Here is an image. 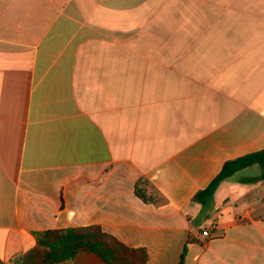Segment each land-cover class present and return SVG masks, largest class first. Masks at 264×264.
<instances>
[{
  "label": "crops",
  "instance_id": "crops-1",
  "mask_svg": "<svg viewBox=\"0 0 264 264\" xmlns=\"http://www.w3.org/2000/svg\"><path fill=\"white\" fill-rule=\"evenodd\" d=\"M262 149L264 0H0V261L99 226L147 264H264L257 165L192 202Z\"/></svg>",
  "mask_w": 264,
  "mask_h": 264
},
{
  "label": "trees",
  "instance_id": "trees-1",
  "mask_svg": "<svg viewBox=\"0 0 264 264\" xmlns=\"http://www.w3.org/2000/svg\"><path fill=\"white\" fill-rule=\"evenodd\" d=\"M254 165L260 168V176L255 180H264V149L226 161L218 175L194 196L192 202L207 206L224 180ZM143 183L149 184L148 181ZM135 195L146 203H155L158 197L148 193L139 183ZM34 236L36 244L32 249L16 255L8 263L0 261V264H55L85 252L96 254L105 264H147L148 260L144 249L125 246L99 226L47 230L36 232ZM183 259L184 256L179 264H183Z\"/></svg>",
  "mask_w": 264,
  "mask_h": 264
},
{
  "label": "built area",
  "instance_id": "built-area-1",
  "mask_svg": "<svg viewBox=\"0 0 264 264\" xmlns=\"http://www.w3.org/2000/svg\"><path fill=\"white\" fill-rule=\"evenodd\" d=\"M203 235H204L205 237H208V236H209V232H208V231H204V232H203Z\"/></svg>",
  "mask_w": 264,
  "mask_h": 264
},
{
  "label": "rangeland",
  "instance_id": "rangeland-1",
  "mask_svg": "<svg viewBox=\"0 0 264 264\" xmlns=\"http://www.w3.org/2000/svg\"><path fill=\"white\" fill-rule=\"evenodd\" d=\"M147 185H148V184H147ZM152 193H153L154 195H156V192L153 191ZM156 197H157V196H156Z\"/></svg>",
  "mask_w": 264,
  "mask_h": 264
}]
</instances>
